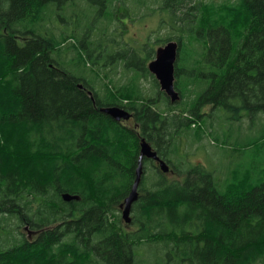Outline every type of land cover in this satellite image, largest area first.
Instances as JSON below:
<instances>
[{
  "label": "trees",
  "instance_id": "16d2710c",
  "mask_svg": "<svg viewBox=\"0 0 264 264\" xmlns=\"http://www.w3.org/2000/svg\"><path fill=\"white\" fill-rule=\"evenodd\" d=\"M118 1L0 0V264H264V177L234 173L222 187L205 166L175 163L180 137L203 140L217 109L236 120L264 112V0L162 1L173 31L160 46L180 44L176 103L146 61L118 50L104 71L96 47L106 38L57 23L82 4L92 25H114ZM120 66L131 76L118 84ZM114 106L134 125L103 110ZM143 138L171 172L144 159L127 223Z\"/></svg>",
  "mask_w": 264,
  "mask_h": 264
},
{
  "label": "rangeland",
  "instance_id": "374dc122",
  "mask_svg": "<svg viewBox=\"0 0 264 264\" xmlns=\"http://www.w3.org/2000/svg\"><path fill=\"white\" fill-rule=\"evenodd\" d=\"M162 1L124 0L125 5L118 1L115 6V24L111 26H104L106 21L102 18L99 20L101 23L92 25L84 15L87 8L79 4V6L63 11L62 14L66 15L67 21V23L64 22V26L59 18L57 23H60V26L69 33L76 32L80 25H86L85 27L93 29L87 42L100 35L106 38V41L96 47L100 55V65L103 66L104 71L112 70L111 67H114V64L108 63L107 55L111 52L117 53L118 50L126 54L124 60H130L131 63L138 65L144 60L148 66L155 56L153 55V58L150 59V50H157L163 43L162 39L170 36L173 31V27L169 26L170 14L166 8L161 7ZM213 1L219 3L225 0ZM87 14H90L89 9ZM162 21H164L163 25H161ZM181 33L178 32V35ZM76 46L78 49L81 48L79 43ZM63 51L67 52L71 58L77 56L75 48L68 44L63 46ZM94 54L96 55V53ZM122 70L123 68L120 66L118 73L112 74V80L115 83H124L131 76V73L127 74L128 72ZM140 78L141 85L147 91L155 90L154 79L149 73L142 71ZM241 113V119L236 120L233 112L217 109L214 115L208 119V127H206L208 130L205 131L203 140L195 141L190 136H181L175 163L179 166L183 164L182 171L194 165L205 166L213 172L215 180L222 187L234 173H237V178L242 176L244 179H249L250 182H259L264 177V112H260L254 118L249 117L246 111ZM124 121L134 125L133 117ZM149 167H151V163H149ZM168 177L177 178L172 173ZM25 231L29 237H33L34 234ZM138 252L140 256L146 255L143 251Z\"/></svg>",
  "mask_w": 264,
  "mask_h": 264
},
{
  "label": "water",
  "instance_id": "95a60500",
  "mask_svg": "<svg viewBox=\"0 0 264 264\" xmlns=\"http://www.w3.org/2000/svg\"><path fill=\"white\" fill-rule=\"evenodd\" d=\"M180 44L176 40H170L156 50V55L148 64L150 72L156 77L160 84V88L170 98L171 102L176 103L181 99L179 91L176 89V64L179 57ZM105 112L110 114L117 121L130 120L132 113L121 107H106L103 108ZM158 161V167L163 173L170 171L169 163L161 158L153 146L145 139H142L139 165L136 171V180L133 184L129 196L122 205L123 219L130 223L132 221L131 211L133 203L139 197V186L144 174V159ZM64 199L70 201L72 199H79L77 195L64 194Z\"/></svg>",
  "mask_w": 264,
  "mask_h": 264
},
{
  "label": "flooded vegetation",
  "instance_id": "af4514ba",
  "mask_svg": "<svg viewBox=\"0 0 264 264\" xmlns=\"http://www.w3.org/2000/svg\"><path fill=\"white\" fill-rule=\"evenodd\" d=\"M161 157V156H160ZM161 158H163V157H161ZM155 163H157V166H158V161H156V160H153ZM171 172V171H170ZM170 172H168V173H170Z\"/></svg>",
  "mask_w": 264,
  "mask_h": 264
},
{
  "label": "bare ground",
  "instance_id": "6f19581e",
  "mask_svg": "<svg viewBox=\"0 0 264 264\" xmlns=\"http://www.w3.org/2000/svg\"><path fill=\"white\" fill-rule=\"evenodd\" d=\"M233 32V31H232ZM215 68V67H214ZM223 72V71H222ZM213 86V85H212ZM227 181V180H226ZM209 234V233H208ZM263 238V237H262ZM260 240V239H259ZM264 240V239H263ZM79 257V256H78Z\"/></svg>",
  "mask_w": 264,
  "mask_h": 264
}]
</instances>
